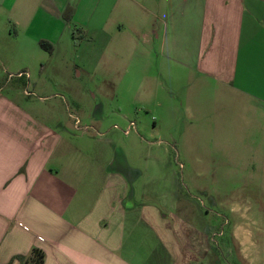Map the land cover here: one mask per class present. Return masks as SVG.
Segmentation results:
<instances>
[{
  "label": "crops",
  "instance_id": "0c3cea01",
  "mask_svg": "<svg viewBox=\"0 0 264 264\" xmlns=\"http://www.w3.org/2000/svg\"><path fill=\"white\" fill-rule=\"evenodd\" d=\"M0 11L39 49L43 42L52 50L67 27L97 31L99 59L143 43L145 89L162 140L181 115L198 116L196 107L207 106L216 123L264 114V0H0ZM125 29L136 36L123 38ZM8 87L0 88V264H21L16 257L33 248L43 264H201L215 252L212 227H193L187 207L180 209L177 187L187 176L162 141L139 138L146 169L156 172L140 194L142 170L97 132L103 117L87 120L82 110L77 117L41 98L24 104ZM159 187L172 188L165 196L173 211L163 210Z\"/></svg>",
  "mask_w": 264,
  "mask_h": 264
},
{
  "label": "rangeland",
  "instance_id": "374dc122",
  "mask_svg": "<svg viewBox=\"0 0 264 264\" xmlns=\"http://www.w3.org/2000/svg\"><path fill=\"white\" fill-rule=\"evenodd\" d=\"M6 15L0 11V88L8 85V92L17 88L24 104L31 101L39 105L41 98L42 103L59 111L70 108L77 117L80 110L87 120L103 117L97 132L111 136L115 151L142 170L137 187L140 194L156 172L146 169V145L139 138L162 141L160 146L169 151L177 173L187 176L177 187L183 201L180 209L187 207L183 210L186 221L202 230L208 224L212 227L209 243L215 252L202 256L201 264H264V114L244 122L235 113L232 121L216 123L206 118L207 106L196 107L198 116L181 115L179 121L162 130V140L155 137V116L145 89L143 43L135 50L134 46L121 47L116 56L99 59L98 32L82 34L67 27L53 43L54 48L46 51L29 43L26 28L15 25ZM140 28L143 32V26ZM131 36H136L135 30L125 29L122 37ZM173 109H179V114L183 111L178 106ZM177 160L186 166L185 171L178 170ZM214 168L216 177L210 178ZM197 173L203 175L200 181L190 180ZM171 189L154 190H160L164 197ZM166 196L167 207L161 206L173 211ZM209 197L215 198V203Z\"/></svg>",
  "mask_w": 264,
  "mask_h": 264
},
{
  "label": "trees",
  "instance_id": "16d2710c",
  "mask_svg": "<svg viewBox=\"0 0 264 264\" xmlns=\"http://www.w3.org/2000/svg\"><path fill=\"white\" fill-rule=\"evenodd\" d=\"M71 8L67 6L64 10L63 17L66 21H69L71 18ZM40 47L46 51H51L49 47L43 42H40ZM17 260L20 261L21 264H43L44 263V254L42 251L33 248L30 254L27 257L24 256H17Z\"/></svg>",
  "mask_w": 264,
  "mask_h": 264
},
{
  "label": "built area",
  "instance_id": "2783aa9c",
  "mask_svg": "<svg viewBox=\"0 0 264 264\" xmlns=\"http://www.w3.org/2000/svg\"><path fill=\"white\" fill-rule=\"evenodd\" d=\"M20 75V74H19ZM76 124H78V122H76ZM131 125V127L133 126V124H130ZM125 134H127V132H125Z\"/></svg>",
  "mask_w": 264,
  "mask_h": 264
}]
</instances>
